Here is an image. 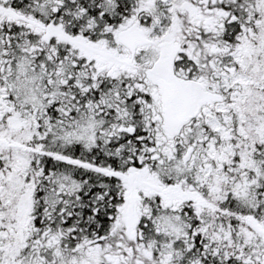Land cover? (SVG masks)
Wrapping results in <instances>:
<instances>
[{"label": "snow or ice", "instance_id": "snow-or-ice-1", "mask_svg": "<svg viewBox=\"0 0 264 264\" xmlns=\"http://www.w3.org/2000/svg\"><path fill=\"white\" fill-rule=\"evenodd\" d=\"M0 264H264V0H0Z\"/></svg>", "mask_w": 264, "mask_h": 264}]
</instances>
